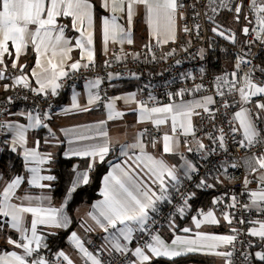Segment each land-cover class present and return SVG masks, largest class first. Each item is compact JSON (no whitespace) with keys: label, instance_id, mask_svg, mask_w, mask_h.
<instances>
[{"label":"snow or ice","instance_id":"snow-or-ice-1","mask_svg":"<svg viewBox=\"0 0 264 264\" xmlns=\"http://www.w3.org/2000/svg\"><path fill=\"white\" fill-rule=\"evenodd\" d=\"M140 5L146 9L148 27L158 45L176 42L178 20L187 21L186 13L189 9L194 20L211 23L213 26L210 31L213 34L236 44V32L217 20L223 12L232 13V21L236 24H240L241 19L245 22L240 32L248 39L244 41L241 52L234 54L231 73L216 75L212 80L213 94L204 95L200 99L187 101L185 97L191 92L199 93L204 88L203 83H197L193 88L181 87L169 92L170 102L155 103L153 106L148 103L156 101L151 93L147 101H136L135 92L126 97H107L106 93L102 96L100 91H94L100 89L102 84V79L97 77L87 81L85 87L88 89V100L86 105H81L78 102L79 93L72 85L71 108L62 109L64 113L73 110L91 112L93 109L89 106L103 104L107 100L104 104L107 108L106 118L83 126L90 130L96 129L103 142L69 147L63 153L66 159L88 158L89 163L83 171L73 166L74 179L59 206H54L51 192L58 180V175L54 173L56 154L41 151V147L42 143L57 147L64 143L50 126L55 117L51 100L59 95L58 90L64 87L63 81L70 78V73L95 65L93 45L97 2L0 0V86L4 92L19 89L34 94L29 97L18 92L16 97L25 101L31 99V110L11 111V106L15 105L12 96L0 101V116L7 114L9 117H23L27 120V123H21L11 118L0 119V241L13 249L0 252V264H76V260L63 249L53 251L55 239L74 223L65 211L74 194L81 186L89 185V173L97 165L105 163L111 170L102 177L99 193L102 199L93 203V211L87 214L91 222L82 219L78 223L77 227L83 236L77 230L67 235L68 241L81 258V264H154L159 258H167L175 264V258L200 252L219 256L225 259L226 264H264V60L255 63L257 57L250 55L252 47L257 43L264 51V0H190V3L185 0H99L105 51L109 41L121 45L125 42L129 45L134 43V10ZM103 12L111 15H104ZM118 12L123 14L122 17L116 15ZM64 19L70 21L71 31L79 33L74 44L73 38L66 36L69 24L63 23ZM119 19H123L127 27L119 23ZM181 30L186 35L199 37L203 29L200 23H195L193 27L185 23ZM190 46L191 41H188ZM145 47L151 53V59L155 60L152 48L148 45ZM212 47L210 43L208 49ZM29 48L36 54V59L35 66L26 71L28 65L19 61ZM74 49L80 50V59L68 63L72 60L71 52ZM13 50L15 58L11 68L15 74L9 73L5 62V56L11 57ZM182 50L187 51V47ZM175 53L176 50L172 49L161 59L172 57ZM136 56L138 58L139 54ZM206 56L207 49H199V59L205 60ZM116 58L120 59L119 56ZM175 63L179 65L181 61L176 60ZM199 71L204 74L206 69L200 67ZM180 75L181 79H195L191 72ZM132 76L140 79L136 73H132ZM108 79H113L112 74H108ZM120 99L137 103V108L132 110L138 113L137 123L151 124L157 133L161 126L167 125L168 130L157 137L150 129L144 128L130 143H113L105 125L126 115L116 110L115 102ZM41 105H45V108H41ZM236 108L238 110L232 111L231 118L227 119L228 129L219 127L217 113H221L222 109ZM223 115L227 118L228 112ZM194 120L201 122L199 131L209 140L208 145L198 137V126ZM209 125L219 135L209 131ZM30 129L47 130V136L40 138L37 135L29 146ZM59 131L65 136H73L76 129L60 128ZM189 137L195 141V148L191 146ZM91 139V136L75 135L74 139L68 140V144ZM229 141L232 146L245 152V164L252 179L246 175L243 181V191L249 195L251 202L240 205L237 196L232 195V203L227 207L236 209L240 205L243 210L259 218L245 220L240 217L237 221L239 224L248 223L253 226L244 230L233 227L230 232L234 234L197 231L191 238L175 235L170 243L166 242L159 234L161 206H172L165 219L169 228L175 232L177 214L183 218L186 210L191 208V202L197 198L195 189L215 188V183L207 179L210 171L205 177L198 180L194 178L199 173L200 165L179 153L181 143H184L188 153H200V159L208 161L211 156L220 155L221 151L227 156ZM158 144L159 156L148 151L149 146L156 148ZM5 151L19 159V168L16 160L3 158ZM178 153L181 161L179 164H169L163 158ZM110 155H115L117 162L107 159ZM43 165L49 166L45 170L48 174H42ZM238 166L236 163L231 164L232 168ZM253 182L257 184L256 189L249 188ZM36 189L42 190L41 194H31L30 190ZM211 203L215 206L222 203V200L213 197ZM198 216L191 217L196 229H200L202 224L221 223L212 210H200ZM221 216L231 225L235 213L222 211ZM181 231L191 233L193 230L184 227ZM97 233L100 242L91 247L94 242L86 237ZM242 234L250 239L239 240ZM221 248L231 250L221 251ZM233 257H236V261Z\"/></svg>","mask_w":264,"mask_h":264},{"label":"built area","instance_id":"built-area-1","mask_svg":"<svg viewBox=\"0 0 264 264\" xmlns=\"http://www.w3.org/2000/svg\"><path fill=\"white\" fill-rule=\"evenodd\" d=\"M185 2L190 3V0H186ZM186 16L188 17L187 21L180 20L182 28L185 23H187L189 27H193L195 23H200L203 30L200 32L199 37L195 35H186L184 33V40L173 45H158L156 41L148 43L147 45L150 46L155 53V60L151 59V53L148 52L147 48L145 47L146 45L136 48V51L139 54L138 58L136 55L132 54L125 55L124 49L121 51V49L118 48L113 55L106 56L101 62L95 61V65L93 67H90L89 69L81 68L77 73H70V78H65L63 81L64 87L58 90L59 95L55 98H52L51 100L54 113H57L60 108L62 96L65 93L73 90L72 85H74L75 89H77L90 78L95 79L100 77L102 79V84L100 89H97V91H100L102 96L104 93H106L107 97H111L113 86L111 80L108 79V74H112V76L124 81L135 83L142 101H147L149 93L155 96L156 101H148L149 105H154L155 103H168L170 102L168 97L169 92L177 91L181 87L193 88L197 83H203L204 88H202L199 93L191 92L187 94L185 97L187 101L200 99L204 95L213 94V78L216 75L223 74L224 72L231 73L233 70V64L235 62L234 54H239L241 52V50L244 48V41L248 38L244 35H239L238 30L234 28L232 23L224 22L223 20H218L219 18H217L218 22H220L222 25L227 28H231L236 32L237 42L236 44H232L226 39L213 34L210 31V28L213 26L211 23H207L201 19L194 20L192 18L191 9L188 10ZM241 21L244 25L245 22L243 19H241ZM188 41H191L190 47H188ZM210 43L213 45V47L208 49V45ZM185 47H187V51L182 50ZM201 48L207 49V56L205 60L199 59V49ZM131 49L132 47H129L127 50L130 51ZM172 49L176 50L174 56L168 57L167 59H161L165 53L170 52ZM250 55L257 57V59L254 61L255 63H260L261 60H264V51L261 50L258 43L252 47ZM117 56H119L120 59H117ZM176 60H180L181 63L177 65L175 63ZM105 61H108L107 65L105 64ZM200 67H204L206 69L204 74L200 73ZM187 72H191L195 79H181L180 74ZM10 73L15 74L13 69L10 71ZM132 73L138 74L140 79H135L132 76ZM18 92L20 95L27 94L29 97L34 95L27 90L13 89L8 95L15 99V105L11 106V111H13L15 108H25L27 110H31L32 100L30 99L25 101L22 99H17L16 97ZM216 98L219 99L218 97ZM4 99L5 98L1 99L0 101H3ZM106 102L107 100H105L103 104H99L101 107H103ZM41 108H45V105H41ZM234 110H238V108L232 110L222 109L221 113H217V124L219 127H224L226 130L228 129L227 119L231 118L232 111ZM224 112H228L227 118L224 117ZM7 117L8 115L5 114L0 116V119L7 120ZM194 123L198 126V137H200L203 142L208 145L210 143L209 140L204 136L202 131H199V128L202 126L201 122L199 120H194ZM145 128L150 129L152 134L157 137L166 131L165 128H161L160 132L157 133L155 132L152 125ZM209 131H211L214 135H219L218 131L215 128H212L210 125ZM237 138H239V136ZM188 139L191 141V146L195 148V141L192 140L191 137ZM187 154L191 157L193 163H198L200 165L199 173L194 177L195 179L198 180L199 178L205 177L206 173L210 171L211 174L207 175V179L208 182L213 183L212 179L218 175L220 170L224 173V180L225 183H227V186L220 191L217 190L213 196L220 197L222 203L215 206L212 205V197L207 209L217 210L218 213H221L222 211L235 213V218L233 219V227L235 228L244 230L252 227L253 225L251 224H239L237 222L240 217H244L245 220L259 218L254 213L247 212L240 207V205L243 203L251 202L249 195L245 194L243 191V181L245 176L247 175L250 180L252 179V176L249 174V170L245 164V152L232 146V142L229 141V154L227 156L223 153V151H221L220 155H213L208 161H202L200 159V153L187 152ZM232 163H236L239 166L237 168H232ZM249 188L256 189V182H253L251 185H249ZM198 190L200 189H195L196 192H198ZM232 195H236L237 199L240 201V205H237L236 209L227 207L232 203ZM171 207V205L161 206L162 211L158 217L159 231L161 227L168 222L165 217L169 214V209H171ZM247 239H250V237H248L246 234H242L239 237V240ZM94 246L95 244L92 247ZM239 247L240 245L237 244V248ZM233 260L236 261V257H233Z\"/></svg>","mask_w":264,"mask_h":264},{"label":"crops","instance_id":"crops-1","mask_svg":"<svg viewBox=\"0 0 264 264\" xmlns=\"http://www.w3.org/2000/svg\"><path fill=\"white\" fill-rule=\"evenodd\" d=\"M96 2H97V14L95 17V35H94V45H93V49H94V53H95V61L101 62L106 56L113 55L115 53L116 49H118V48H120V49L123 48L125 53H127L128 55L129 54L136 55L137 54L136 48L143 47V46L147 45L148 43L155 41V38L152 36V31L148 27L146 9L143 7V5H140V6H137L134 10L135 15H134V21H133V25H132L134 43L132 45H129L125 42L123 45H121L118 42L114 43L112 41H109V43L107 44V51H105V45L103 43L102 34H101V11L102 10L99 9V0H96ZM103 14L109 15V16L111 15L108 12H103ZM116 15L118 17H122L123 14L118 12V13H116ZM217 18H219L218 20H220V17H217ZM118 22L124 23L125 27H127V25L123 19H119ZM63 23L69 24V29L66 30V36L72 37L73 38V44H74L75 38L79 36V33H75L73 31H71L70 21L68 19H64ZM181 29H182V24H181V21L178 20V31H177L176 42H169V43L164 44V45H173V44H176V43L184 40V38H185L184 33ZM129 47H132V49L130 51L127 50ZM10 50H11V45H10ZM80 56H81L80 50L74 49L71 52L72 60L68 61V63L79 60ZM14 58H15L14 50H13V55L11 57H9L7 55L5 56V62L8 64L9 73L12 70L11 63H12V60ZM35 59H36V54L34 53V51L31 48H29L27 50L26 54L21 55L19 62L21 64H27L28 69H26V71H30L35 66ZM88 80H93V78H90ZM87 81L81 87L75 89V91L77 93H79L78 102L81 105L87 104L88 89L85 87ZM5 82L10 83V81H5ZM32 83L35 86L34 79L32 80ZM111 83H112V86L114 85L111 97H116V96L126 97L129 93L135 92L137 94L136 95V101H142L140 98V95L138 93L137 85L135 83L124 81V80L119 79L115 76H113ZM12 90H10L8 92H4L2 86H0V99L5 98V96H8L12 92ZM94 91H97V90H94ZM72 95H73V90L67 92L64 95V100H63V102L60 103L61 104L60 108H59L58 112L55 113V117L50 124L53 131L56 132V136L59 139L63 140L64 143L59 145L58 147L57 146L44 145L42 143L41 151H50V152H54L55 154H57L58 150H60V149L64 150V152H65L68 150L69 147H79V146H82L83 144H93V143H102L103 142V138L98 136L96 129L93 128L90 130L89 128L83 127V126L92 125L101 119H105L106 113H107V108L105 106L101 107L100 104L98 103L96 105L89 106V107H92V109H93L91 112H77V111L73 110V111H69L68 113H64L62 111V109L71 108V97H72ZM159 104H164V103H159ZM149 106H153V105H149ZM115 107H116L117 111L125 112L126 115L120 119L115 120V121H109L105 125V130L108 131L109 139L113 143H119V144H124L126 142L130 143L133 141V138L138 134V132L141 129H144L147 126H151V124H149V123H143V124L137 123L138 113L132 111L133 109L137 108L136 102L131 101V100L120 99V100H117L115 102ZM20 110H27V109L15 108L13 110V112L20 111ZM9 118L16 119L21 123H27L26 118H23V117H9L8 116L7 120ZM60 128H75L76 132L73 134V136H65L63 132L59 131ZM161 128H165L166 131L168 130L167 125L161 126ZM81 134L91 136V137H93V139L87 140V141H76V142H74L73 145L68 144L69 139H74L75 135H81ZM28 135H29V146H31L32 141L37 137V135L40 138L46 137L47 136V130H32V129H30ZM148 151H150L154 155L159 156L161 154L160 153V145L158 144L156 148H151V146H149ZM185 151H186V146H184V144L181 143L180 148H179V153H183L188 159H190L189 155H187L185 153ZM179 153L176 156L165 155L163 158L166 159L169 164H179V163H181V161L179 160ZM71 159H81V160L89 161L88 158L72 157ZM113 162H117V158H114ZM74 166H77L80 171H83L86 169V168H81L82 166L79 163H76ZM48 167H49L48 165L42 166V174H48L47 171H45ZM110 170H111L110 167H108V170L106 171V173ZM89 175H90V173H89ZM212 180H213V183H215L214 189H216L218 191L222 190L223 188H225L227 186V183H225V180H224V173L221 170L218 173V175H216ZM216 181H222V183L216 182ZM101 188H102V181H101L99 193H100ZM53 190L51 192L52 196H53ZM30 191H31V194H33V195H39V194H41L42 190L36 189V190H30ZM99 199H102V197L100 195L97 199H95L92 202L80 203L75 208L74 217H72L70 215L69 211L67 210V208H65V211L73 218V221L76 222V226L74 227L73 230L80 231L77 226H78V223L82 219H87V220H89V222H91L90 218L88 217L87 214H88V212L93 211V209L91 208V205ZM61 201L62 200L57 201L53 197V205L54 206H59ZM201 210H203L204 212L209 211L208 209H205V208H201ZM198 213H199V211L195 212L192 216H198ZM214 213L221 220V223L219 225L202 224L200 229H196L195 225L192 223V220H191L192 216L190 218H187V219L176 218L175 223H176L177 227H176L175 232H173V230L170 229L169 226L167 225L166 229L163 230L160 233V235L166 242L170 243L175 235H180L182 237L191 238L194 236L195 232H197V231L212 233V234H234V233L230 232V229L233 228V223L231 225H229L226 221L223 220L221 213H218L215 211H214ZM198 218H200V217L198 216ZM256 226H258V225H256ZM184 227H189L193 231L191 233H184L181 231V229H183ZM9 231L11 232V230H9ZM12 234L14 236L16 235L15 233H12ZM80 234L82 236L84 235L82 231H80ZM98 235H99L98 233L92 234L86 238L93 240V242H94L93 245L94 244L96 245V244H99V242H100L98 239ZM2 246H4V247H2ZM62 249L66 253H68L70 256H72L74 260H76V264H81V258L76 254L73 246L70 244L69 241H68L67 246H65ZM5 250H13V249H11L10 246L4 245L2 243V241H0V252H3ZM90 250H91V248H90ZM219 250L228 251V250H230V248H221ZM200 253L206 254L205 252H200ZM208 255H213V254H208ZM213 256L216 257L217 264H226L225 259H223L219 256H216V255H213ZM189 264H199V263H189Z\"/></svg>","mask_w":264,"mask_h":264},{"label":"trees","instance_id":"trees-1","mask_svg":"<svg viewBox=\"0 0 264 264\" xmlns=\"http://www.w3.org/2000/svg\"><path fill=\"white\" fill-rule=\"evenodd\" d=\"M63 100H64V96L62 97L61 102H63ZM63 152L64 150L62 149L58 150L56 154L57 164L55 165L54 168V173L58 175V180L55 182L53 197L57 201L63 199L66 190L70 186V182L74 179L73 166L76 163H79L82 166L81 168H87V165L89 163V161L87 160L66 159L63 156ZM9 157L16 160L17 167L19 168L20 166L19 159L15 157L14 154L5 151L3 153V158L8 159ZM114 158H116L115 155H110L107 159L113 161ZM108 167L109 165L107 163L103 165H97L95 170L90 172L89 185L81 186L78 189V192L74 194L70 202V205L66 207L72 217H74V211L76 206H78L80 203L92 202L99 197V189L101 186L102 177L108 170ZM216 192H217L216 189L198 190L197 198L194 201H192L191 208L186 210V213L183 218L184 219L190 218L195 212L200 211L201 208L207 209L208 204L210 203L212 197ZM177 218L180 219L178 214H177ZM75 226H76V222L72 224L71 228L68 231L60 232L59 237L55 239L53 251H55L56 249H62L65 246H67L68 244L67 235L69 234L70 231L74 229ZM189 263L217 264V259L213 255L202 254V253H193L187 256L175 258V264H189ZM154 264H173V262L168 260L167 258H159L154 261Z\"/></svg>","mask_w":264,"mask_h":264},{"label":"rangeland","instance_id":"rangeland-1","mask_svg":"<svg viewBox=\"0 0 264 264\" xmlns=\"http://www.w3.org/2000/svg\"><path fill=\"white\" fill-rule=\"evenodd\" d=\"M220 19L221 20H223L224 22H228V23H232L233 25H234V28L235 29H237L238 30V32H239V35H243L241 32H240V28H242L243 27V22L241 21L240 22V24H236L234 21H232V13H228V12H225V13H223L222 15H221V17H220ZM66 94V93H65ZM64 94V95H65ZM63 95V96H64ZM62 96V97H63ZM185 146V145H184ZM185 153L187 154V150L185 151ZM188 155V154H187ZM190 157V156H189ZM190 159H191V157H190ZM165 206V205H164ZM165 209V208H164ZM208 210H212V211H215V212H217V210H214V209H208ZM168 223V222H167ZM164 224L162 227H161V229H160V231H159V234L163 231V230H165L166 229V227H167V225L168 224ZM231 250V249H230Z\"/></svg>","mask_w":264,"mask_h":264},{"label":"water","instance_id":"water-1","mask_svg":"<svg viewBox=\"0 0 264 264\" xmlns=\"http://www.w3.org/2000/svg\"><path fill=\"white\" fill-rule=\"evenodd\" d=\"M227 41H229V40H227ZM230 42V41H229Z\"/></svg>","mask_w":264,"mask_h":264}]
</instances>
